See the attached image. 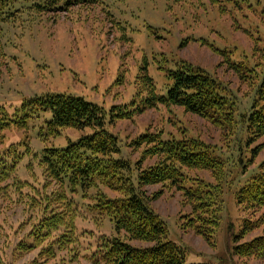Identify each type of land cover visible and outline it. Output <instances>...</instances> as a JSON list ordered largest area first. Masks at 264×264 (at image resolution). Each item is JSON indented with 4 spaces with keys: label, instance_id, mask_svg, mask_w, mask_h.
<instances>
[{
    "label": "rangeland",
    "instance_id": "1",
    "mask_svg": "<svg viewBox=\"0 0 264 264\" xmlns=\"http://www.w3.org/2000/svg\"><path fill=\"white\" fill-rule=\"evenodd\" d=\"M189 68L214 81L221 116L153 99L173 85L172 71ZM263 78L264 0H103L1 22L0 264H93L100 244L125 239L100 205L126 196L130 176L185 264H264L233 252L244 222L254 229L240 242L264 235V205L237 202L240 188L264 171V136L255 137L246 122ZM56 93L104 112L103 128L119 149L112 158L130 171H110L83 186L49 175L46 149L67 147L95 129L50 128L51 114L35 109L34 100ZM145 135L155 143L141 142ZM159 141L197 145L215 167L175 163L180 174L173 182L138 188L139 171L166 157L157 152Z\"/></svg>",
    "mask_w": 264,
    "mask_h": 264
},
{
    "label": "trees",
    "instance_id": "2",
    "mask_svg": "<svg viewBox=\"0 0 264 264\" xmlns=\"http://www.w3.org/2000/svg\"><path fill=\"white\" fill-rule=\"evenodd\" d=\"M103 0H0V23L24 11L49 13L68 10L74 5L97 4ZM173 85L165 95L153 98L158 103L173 104L182 107L188 112L203 115L211 110H216L213 115L221 116L222 99L214 81L201 69H177L170 75ZM258 98L252 105L251 111L246 116L249 132L255 137L264 136V78L258 89ZM260 102V103H259ZM35 109L48 111L51 118L47 121L50 128L72 127L84 129L95 128L94 132L83 136L67 147L61 149H46L50 156L44 154L42 162L46 164L49 175L61 180H69L75 185L87 180H98L108 177L110 171L128 172L129 163L124 164L120 159H113L112 154L118 153L116 139L103 128L105 116L103 111L93 103L82 97L56 93L39 97L35 102ZM223 116V118H225ZM148 136L149 139H146ZM141 142L155 143L153 136L145 135ZM157 152H163L158 165L141 169L135 178L138 188L171 181L179 176V166L201 167L206 170L215 167V161L205 151L191 148L188 143L173 142L167 144L159 141ZM165 143V144H164ZM151 148V147H150ZM94 156V157H93ZM101 156L105 159H98ZM93 157V158H92ZM92 158V159H91ZM100 158V157H99ZM108 158V159H106ZM166 160V161H164ZM167 162V163H166ZM104 166L100 169V166ZM264 168V163L262 167ZM120 179V178H119ZM126 180H123V182ZM107 181L103 180V184ZM127 195L120 198H102L100 209L111 215L115 224V231H123L125 239L113 237L100 244L92 255L93 264H185L180 246L166 239L164 223L154 214L146 203L141 192L135 191L131 176ZM113 188V186H111ZM121 188V187H119ZM237 202L249 206L264 205V171L253 175L250 180L240 188ZM254 229L252 223L247 221L242 225L237 235L234 236V254L241 256H255L264 260V235L240 242L246 234ZM203 234L200 230H197ZM65 237L63 236V240ZM58 240L57 245L63 244ZM128 240L148 242L153 245L135 246ZM240 242V243H239ZM64 245H62V248ZM206 264V263H188Z\"/></svg>",
    "mask_w": 264,
    "mask_h": 264
}]
</instances>
